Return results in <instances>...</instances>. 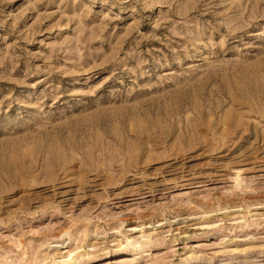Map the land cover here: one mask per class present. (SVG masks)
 I'll use <instances>...</instances> for the list:
<instances>
[{"label":"rangeland","instance_id":"374dc122","mask_svg":"<svg viewBox=\"0 0 264 264\" xmlns=\"http://www.w3.org/2000/svg\"><path fill=\"white\" fill-rule=\"evenodd\" d=\"M0 264H264V0H0Z\"/></svg>","mask_w":264,"mask_h":264}]
</instances>
